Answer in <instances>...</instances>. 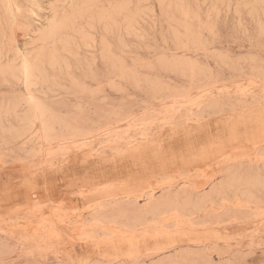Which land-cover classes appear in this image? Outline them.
<instances>
[{
  "label": "rangeland",
  "instance_id": "1",
  "mask_svg": "<svg viewBox=\"0 0 264 264\" xmlns=\"http://www.w3.org/2000/svg\"><path fill=\"white\" fill-rule=\"evenodd\" d=\"M41 3L0 0V264H264V0Z\"/></svg>",
  "mask_w": 264,
  "mask_h": 264
},
{
  "label": "bare ground",
  "instance_id": "2",
  "mask_svg": "<svg viewBox=\"0 0 264 264\" xmlns=\"http://www.w3.org/2000/svg\"><path fill=\"white\" fill-rule=\"evenodd\" d=\"M3 2H5L7 9L10 8L11 10H13V15H14V23L17 24V17L15 16L16 14V6L20 5L18 0H2ZM86 1V0H85ZM87 3V2H86ZM85 3V4H86ZM94 3V1L87 3L85 5V7H82V5H75L69 12L64 13L63 16L58 17L56 15V13L54 14L53 17H51V19L48 21V23L46 25H44L43 28H41L38 31V36L40 38H43L44 40H47L49 38H54L55 36H57V34H59L60 32H62L63 30H65V28L69 27V25H72L74 23V20H76L75 18L77 17V13H80L83 9H85L86 7H90L92 6V4ZM5 8V7H4ZM120 8V7H119ZM87 12V11H86ZM99 14V13H98ZM25 26L28 25L25 24ZM37 32V31H36ZM40 46V45H39ZM17 47V46H16ZM18 48V47H17ZM19 49V48H18ZM18 56V55H17ZM19 56L21 59V70H22V74L25 80V83L27 85V90H28V94L26 96V102L28 105V110H29V115L30 118L32 120L37 121L40 124V131L42 134V138L44 140L43 142V148L46 147L44 153L42 154V161H48L53 163L52 161V152L51 149L47 146L46 144V131L49 129V124L47 123L48 120L51 119L52 116V109L51 107L48 105V103H46V101L42 100L40 97H38L36 94H34L32 92V89L30 88V86L34 83H37L38 80V76L37 74L39 73V58L38 57H32L29 53L27 52H22L19 49ZM41 60V59H40ZM44 63V62H43ZM192 63V62H191ZM45 64V63H44ZM27 66L28 69V73L26 75L25 73V67ZM183 95V94H181ZM31 96L35 99H38L43 105L44 108L42 110H38L37 107L35 105H33L30 100L28 99V97ZM207 102V101H206ZM173 103V101H172ZM177 105V104H176ZM34 123V121H33ZM236 126V125H235ZM248 127V126H247ZM237 128H236V132H237ZM229 133V132H228ZM248 133V132H247ZM250 141V139H249ZM93 146V144H92ZM78 149V148H77ZM242 149V148H241ZM236 152V151H235ZM238 154V153H237ZM240 154V153H239ZM234 156V155H232ZM115 163V162H114ZM117 163V162H116ZM96 167V166H95ZM108 174V173H107ZM47 175V174H46ZM49 178L46 177V183H48ZM49 187H51V184L49 185ZM51 197V194H50ZM49 198V197H48ZM52 198V197H51ZM52 202L53 200L50 199ZM49 200V201H50ZM52 204V203H51ZM52 210V209H51ZM57 211V210H56ZM53 219V218H52ZM54 220V219H53ZM55 221V220H54ZM176 232V231H175ZM182 245V244H181Z\"/></svg>",
  "mask_w": 264,
  "mask_h": 264
},
{
  "label": "snow or ice",
  "instance_id": "3",
  "mask_svg": "<svg viewBox=\"0 0 264 264\" xmlns=\"http://www.w3.org/2000/svg\"><path fill=\"white\" fill-rule=\"evenodd\" d=\"M16 8H17V12L21 13V15H23L25 10H27V12L31 16H35L36 15L35 10H41L42 11L43 10V4L41 3V0H31V3L29 5H17ZM25 73H26V75L28 73L27 66L25 67ZM28 99L30 100V102L33 105H35L37 107L38 110H42L44 108V105L38 99H35L31 96H29Z\"/></svg>",
  "mask_w": 264,
  "mask_h": 264
}]
</instances>
